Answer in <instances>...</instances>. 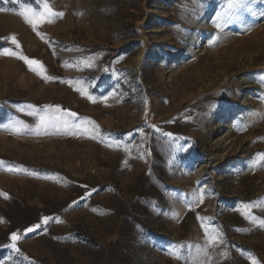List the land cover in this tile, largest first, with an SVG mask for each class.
<instances>
[{
	"label": "rangeland",
	"instance_id": "1",
	"mask_svg": "<svg viewBox=\"0 0 264 264\" xmlns=\"http://www.w3.org/2000/svg\"><path fill=\"white\" fill-rule=\"evenodd\" d=\"M10 1L0 52L44 72L0 54V264H264V0Z\"/></svg>",
	"mask_w": 264,
	"mask_h": 264
},
{
	"label": "snow or ice",
	"instance_id": "2",
	"mask_svg": "<svg viewBox=\"0 0 264 264\" xmlns=\"http://www.w3.org/2000/svg\"><path fill=\"white\" fill-rule=\"evenodd\" d=\"M42 2V10L41 11H36L35 9H28L27 11H22L20 13H18L19 15L23 16V18L25 19V21L30 24L33 28V30L35 31L37 29V25L43 22H52V20H54L57 17H62L63 13L62 12H57L54 11L51 6L49 5V3L47 2V0H37V3H41ZM247 7V0H228V4H227V8L225 10L226 14H230L232 12H234L236 9H240V8H245ZM0 11H4V9H0ZM224 19L223 17H218V22H217V28L221 27V23L219 22L220 20ZM39 34V33H38ZM12 42L14 44H16L17 48H19V44L17 43V41L15 40V37H12ZM0 54L3 55H8V56H16L17 58L24 60L31 68V70L36 71L38 74H42L44 72V68L43 65L36 60H32L29 59L28 57L24 56L22 53L19 52H13L9 49H4L2 52H0ZM33 65H36L37 67H32ZM91 66V65H89ZM45 80H54L56 79L55 77H50V76H44ZM79 90V89H78ZM91 99V97H89ZM49 111L45 112L43 115H38V123L36 125V128L38 130L40 129H48V128H56V129H60V128H70L72 127L71 121L69 120V117H75L76 113H71V112H62L61 109L59 108V106L56 107V109L54 111L51 110V106H46ZM34 113H29V115H32ZM22 126V128H28L29 126L27 124H24L23 122H19ZM20 130V129H17ZM96 131H98V126L96 128ZM167 135L171 136V133H168ZM92 138H95V136L93 135ZM258 156L261 159H264V154H258ZM11 170V169H9ZM0 195H4L5 198H7V194L4 193H0ZM90 195V193H89ZM203 202V193H199V194H194V200L193 203H202ZM260 202H253V204L250 205H245L244 207L246 209H250L253 206L258 205ZM246 216V218L251 219L254 223L257 222L256 217L251 216L249 213L244 212L242 213ZM48 217H44L43 218V224H48L49 222ZM260 225L262 227H264V220H260L259 221ZM41 227V224H36L33 225L29 228H27L25 230L26 233H30L35 231L36 229H39ZM207 231V230H206ZM11 240H12V244L10 245V247H12L13 249H15L17 252H19V249L16 246V241H18V239H20V237L18 236L17 233H13L11 234ZM209 240L213 243H215L217 241V237L215 235H209ZM178 247H182V246H176V248ZM170 254H173L175 256V258L179 259L180 256L178 255V253L176 252L175 249L170 250ZM252 259V264H259V262L254 258L251 257Z\"/></svg>",
	"mask_w": 264,
	"mask_h": 264
},
{
	"label": "trees",
	"instance_id": "3",
	"mask_svg": "<svg viewBox=\"0 0 264 264\" xmlns=\"http://www.w3.org/2000/svg\"><path fill=\"white\" fill-rule=\"evenodd\" d=\"M20 3L24 4H29L32 5L33 7H38V3L35 2L34 0H17ZM7 2V3H5ZM15 4L12 3L10 0H0V7H8V6H14Z\"/></svg>",
	"mask_w": 264,
	"mask_h": 264
}]
</instances>
